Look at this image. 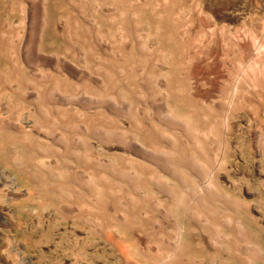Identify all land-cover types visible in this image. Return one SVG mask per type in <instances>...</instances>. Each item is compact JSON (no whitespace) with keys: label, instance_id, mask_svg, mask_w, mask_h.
Returning <instances> with one entry per match:
<instances>
[{"label":"rangeland","instance_id":"374dc122","mask_svg":"<svg viewBox=\"0 0 264 264\" xmlns=\"http://www.w3.org/2000/svg\"><path fill=\"white\" fill-rule=\"evenodd\" d=\"M29 1L0 0V40L3 31H14L15 48L23 59L22 67L15 69L0 53V72L30 91L35 86L32 78L45 86L62 80L72 89L78 87L76 96H82L77 97L80 101L75 96L71 102L52 103L55 116L47 120L12 93L10 88L17 83H4L0 118L19 123L29 116L34 126L22 133L33 137L40 149L20 144L23 150L44 159L49 155V163L74 173L72 182L93 175L102 182L98 175L107 172L122 196L130 194L140 202L127 226L104 236L97 213L83 212L82 219L67 217L72 206L38 194L33 181L17 168L5 167L3 159L0 168L17 177L18 194L26 190L29 194L7 203L8 228L15 230L10 234L22 255L7 257L9 233L0 224V264H151L149 255L155 264H264V0H32L33 5ZM61 18L79 24L84 35L99 29V37H91L93 54L84 55L56 31ZM144 39L147 45L141 43ZM103 68L111 70L114 82ZM75 69L83 75L81 85ZM182 75L189 79L185 102L175 91ZM97 76L108 91H118L119 107L96 106L85 98L84 90L97 87ZM61 109L71 114L64 123L56 118ZM74 112H79L77 117ZM183 118H192L194 126L185 127ZM54 133L69 138L68 152ZM172 145L187 159L176 156L173 161ZM140 148L150 157L158 156L160 164L154 163L156 158L147 159ZM85 150L97 159L85 161L81 155ZM194 155L202 164L195 163ZM105 160L157 174L159 183L150 179L131 186L103 168ZM211 180L216 191L207 186ZM79 190L76 193L85 199L88 190L83 186ZM109 214L105 223H115L116 217ZM179 229H183L181 250ZM160 233L166 238L161 244ZM139 242L145 252L136 255ZM158 246L165 249L158 251ZM177 251L182 253L180 261L174 260Z\"/></svg>","mask_w":264,"mask_h":264},{"label":"bare ground","instance_id":"6f19581e","mask_svg":"<svg viewBox=\"0 0 264 264\" xmlns=\"http://www.w3.org/2000/svg\"><path fill=\"white\" fill-rule=\"evenodd\" d=\"M20 1V0H19ZM29 3L31 5H33L32 0L31 2L29 1ZM39 3V2H38ZM43 3V2H42ZM41 3V5H42ZM16 4V3H15ZM14 4V5H15ZM40 4V3H39ZM13 5V6H14ZM19 5V4H18ZM44 5V3H43ZM42 5V6H43ZM38 7V6H37ZM12 8V7H11ZM20 8V7H19ZM45 8V7H44ZM13 9V8H12ZM15 9V6H14ZM13 9V10H14ZM33 9V8H32ZM16 10V9H15ZM18 10V9H17ZM42 10V9H41ZM34 11V10H33ZM32 11V12H33ZM44 11V10H43ZM47 11V10H46ZM65 11V10H64ZM35 12V11H34ZM33 12V13H34ZM38 12V11H37ZM26 14V13H25ZM48 14V13H47ZM71 14V13H70ZM38 15V14H37ZM35 16V15H34ZM33 16V17H34ZM39 16V15H38ZM43 16V15H42ZM41 16V18H43ZM46 17V16H45ZM48 17V16H47ZM62 17V16H61ZM36 18V16H35ZM38 18V17H37ZM78 18V17H77ZM114 18V17H112ZM75 19V18H74ZM43 20V19H42ZM50 20V19H49ZM36 21V20H35ZM34 21V22H35ZM40 21V19H39ZM51 22V21H50ZM42 23V22H41ZM14 24V23H13ZM36 24V23H35ZM45 24V23H44ZM42 26V25H40ZM44 26V25H43ZM42 26V28H43ZM36 27V25H35ZM41 28V31H42ZM36 29V28H35ZM56 31L63 35L64 37L67 38L68 42L73 45L74 47H77L75 49H79L82 53H84V55H91L94 53V42L93 39L99 37L100 31L98 28L94 27L92 28V32L88 33L87 35H84L82 33V31L80 30L79 24L77 23H70L67 19L63 20L62 18L59 20L58 24L56 23ZM3 39L0 40V53H2L11 63L12 65L15 67V69L18 67H22L23 65V59L19 56L18 52L16 51L15 48V32L11 31V32H5L3 31ZM33 33V32H32ZM41 32H39L40 34ZM130 33V32H129ZM38 34V35H39ZM142 34V33H141ZM34 35V33H33ZM19 36V35H18ZM17 36V37H18ZM141 36V35H140ZM149 36V34H148ZM91 37L93 39H91ZM101 37V36H100ZM144 38V37H142ZM147 39V38H146ZM146 39L143 40V42H141L144 45L146 44ZM121 40V39H120ZM137 40V39H136ZM140 41H142L139 38ZM39 41V40H38ZM42 41V40H41ZM120 42V41H119ZM140 43V46L142 45ZM43 44V43H42ZM32 46V45H31ZM40 46V45H39ZM42 46V45H41ZM148 47V46H147ZM146 48V47H145ZM253 49L255 48V45H252ZM122 53V52H121ZM256 53V52H255ZM29 54V53H28ZM41 59H44V54L42 53H38ZM25 55V54H24ZM131 55V54H130ZM28 56V55H27ZM25 55L24 59L26 60V62H28V58ZM32 57V56H31ZM47 57V55H46ZM45 57V59H46ZM54 57V56H53ZM86 57V56H85ZM158 57V56H157ZM176 57V56H175ZM88 58V57H87ZM179 58V57H178ZM181 58V57H180ZM255 58V56H254ZM159 59V58H158ZM157 59V60H158ZM177 59V58H176ZM32 60V59H31ZM156 60V59H155ZM180 60V59H179ZM61 61V60H60ZM90 61V60H89ZM178 61V60H177ZM30 62V61H29ZM59 62V61H58ZM178 63V62H177ZM180 63V61H179ZM186 63V62H185ZM29 64V63H28ZM182 64V62H181ZM59 66V65H58ZM57 66V67H58ZM106 67V66H105ZM189 67V66H188ZM179 68V67H178ZM185 67L182 66V72L186 73L184 70ZM37 69V67H36ZM105 71V75H108L110 78V82H114L115 81V77L113 76V74H111V70L109 71L108 69L103 68ZM101 71V70H100ZM3 72V73H1ZM0 72V85L4 83H9V84H14L17 83V85L15 86V88H10V90L12 91V93L14 95H17V97L20 99V101L25 102L29 105H33V107L44 117V119L46 118L47 120H52V118H54L52 111H51V104L54 102H59L61 103V101H72V98L76 96V92L75 90L78 89L74 88L72 89L67 83H63L59 80L54 81L53 84L51 85H47L45 86L43 83L41 82H36V81H32L34 88L28 90L26 88H24L21 84L19 85V81L18 79H16L15 77H12L11 75H7V72L1 71ZM46 72V71H45ZM75 74H79V80L80 78L83 77L82 73H80V71L78 69H75L73 71ZM73 72L70 71V73L73 74ZM113 72V71H112ZM181 72V71H180ZM49 73V72H48ZM51 73V72H50ZM49 73V74H50ZM45 73H43L42 75H44ZM99 74V73H98ZM22 75V74H21ZM24 75V74H23ZM46 76V75H45ZM149 76V75H148ZM23 77V76H22ZM180 77V76H179ZM36 78V77H35ZM186 80H185V79ZM38 80V78H36ZM49 79V78H48ZM46 79V80H48ZM51 79V78H50ZM49 79V80H50ZM26 80V79H25ZM28 80V79H27ZM43 80V79H42ZM187 77L185 75H182L181 78H178L177 82L179 83V85L176 87L175 91L177 92H181L182 94V98H183V102H185L184 100L187 99L188 96V92L186 90V86L185 83L187 82ZM39 81V80H38ZM22 82V81H21ZM28 82H30L28 80ZM27 82V83H28ZM51 82V81H50ZM94 82L97 85V87L95 88H91L88 90H84L85 95H88L87 97L85 96V98H88L91 100L92 103L96 104H107V107L110 108H117L119 107V104H117V93L118 91L115 92H110L106 89L105 86V82L104 80H102L100 78V76L95 77L94 78ZM78 85H81V80H80V84L77 83ZM2 85V86H3ZM1 86V87H2ZM0 87V88H1ZM84 87V86H83ZM2 89V88H1ZM87 89V88H86ZM80 94V93H78ZM83 94V93H82ZM80 96H82L80 94ZM80 96H76L75 98ZM85 98L83 97V103L86 102ZM78 99V98H77ZM76 99V100H77ZM75 100V99H74ZM79 100V99H78ZM80 101V100H79ZM90 102V101H89ZM189 103V102H188ZM3 104V102H2ZM18 105V104H17ZM22 104H20L21 107ZM64 105V104H63ZM62 105V106H63ZM66 105V104H65ZM92 105V104H91ZM83 106V105H82ZM94 106V105H93ZM97 106V105H96ZM94 106V107H96ZM103 106V105H101ZM169 106V105H168ZM18 108V107H17ZM22 108V107H21ZM98 108V107H97ZM109 108V109H110ZM123 108V107H122ZM16 109V108H15ZM30 110H32L31 108H29ZM59 110V109H58ZM75 110V109H74ZM37 112V113H38ZM68 112V111H67ZM66 111H63L61 109L60 114L58 117L56 118H61L63 122L64 118H71L69 113H67ZM72 112V111H71ZM77 112V111H75ZM76 117L78 113H75ZM28 113V112H27ZM26 113V114H27ZM36 113V114H37ZM23 116V115H22ZM73 116V115H72ZM26 117V115H25ZM29 117V116H28ZM26 117L24 120L18 122H10V121H3L2 118H0V161L4 159V166H13L15 168L18 169V171H20L21 174L24 175V177L27 180H31L34 183V188L36 190V192L42 196H52L54 198H56L58 200V203L61 205H64V203H66L67 205H69L71 207V212L67 213L66 216L67 217H71L74 219L80 218L82 219L83 217V212H87V213H97V218L101 221H103V225L105 226V229H103L101 231V235L107 236L109 232H116L117 230H119L121 227L127 226L130 222V220L132 219V210L134 209H138L139 206V202L138 199L136 198H132V196L130 194H125L124 196H122L120 189L115 187L113 185L112 179L108 176V174H106L105 172H101L98 177L99 179L103 180L102 182L100 181H96L95 180V176H87L88 180L86 181H82V182H72L71 180H73L75 177L74 173L68 171L66 168H62L59 165H54L53 163H49V161H47L46 159H48V156L46 159H44L42 156L37 155L36 157L32 154H29L28 151H26V149L23 150L21 145H26L29 148L35 149L38 148V150L40 149L39 146L37 145V143L35 142L34 138L31 137L29 134L27 133H22V131L28 130L30 127L34 126L33 124L31 125V121L28 120ZM94 117V116H93ZM4 118V116H3ZM81 118V117H80ZM5 119V118H4ZM172 121H177L176 118H169ZM181 119V118H180ZM184 123L186 124L185 127H192L194 126V121L192 118H183ZM8 120V119H7ZM11 120V119H10ZM67 120V119H65ZM39 122V121H38ZM58 122V121H57ZM48 123V122H47ZM55 123V122H54ZM51 123V124H54ZM64 123V122H63ZM75 123V122H74ZM41 124V123H40ZM71 124V123H70ZM38 125V123H37ZM36 125V126H37ZM42 125V124H41ZM44 125V124H43ZM42 125V126H43ZM65 125V124H63ZM226 125V124H225ZM53 126V125H52ZM66 126H68L66 124ZM73 126V125H72ZM79 126V125H78ZM96 126V125H95ZM39 127V126H38ZM46 127V126H45ZM82 127V126H81ZM11 128L12 130H15L17 132H19V134L14 135L12 133H9L6 129ZM49 128V127H48ZM52 128V127H51ZM213 128V127H212ZM41 129V128H40ZM72 129V128H71ZM97 130V128H95ZM47 130V129H46ZM91 130V129H90ZM104 130V129H102ZM99 131V130H98ZM106 131V130H104ZM103 131V132H104ZM50 132V131H49ZM59 132V131H58ZM107 133H109L108 131H106ZM111 132V131H110ZM90 133H93L90 131ZM118 132H116L117 134ZM127 132H125L126 134ZM41 134V133H40ZM112 134V133H111ZM110 134V135H111ZM169 134V133H168ZM47 135V133H46ZM107 137V134H105ZM54 137H56L55 139L62 142V145L65 148V151H69L70 150V143L68 142L69 138L64 137V135L62 134H58V133H54L53 135ZM51 136V138L53 137ZM66 136V135H65ZM104 136V135H103ZM114 136V135H113ZM113 136L111 138V143ZM123 136V135H121ZM119 135V138L121 137ZM126 136V135H125ZM79 137V136H78ZM106 137L105 140H106ZM117 136H115L116 138ZM176 137V136H175ZM81 138V137H79ZM78 138V139H79ZM118 138V139H119ZM129 138V137H128ZM40 139V138H39ZM54 139V138H52ZM77 139V140H78ZM86 139V138H85ZM122 139V137H121ZM125 139V138H124ZM114 140V139H113ZM45 141V140H44ZM70 141V140H69ZM81 140L77 141L80 142ZM83 141V140H82ZM81 141V142H82ZM88 141V140H87ZM124 141V140H123ZM118 141L119 143H123ZM126 141V140H125ZM170 141V140H169ZM185 141V140H184ZM39 142V141H38ZM91 142V141H90ZM104 142V141H103ZM110 142V140H109ZM83 143V142H82ZM21 144V145H20ZM76 144H80V143H76ZM85 144V143H84ZM114 144V143H113ZM125 144V143H124ZM127 144V143H126ZM88 145V144H87ZM91 145V143H90ZM115 145V144H114ZM21 146V148H20ZM86 146V145H85ZM84 146V147H85ZM123 146V145H122ZM75 147V145H74ZM90 147V146H88ZM44 149V148H43ZM160 147L157 146V151H160ZM76 149L73 150V153L75 154H79V151H75ZM101 150V149H100ZM105 150V149H102ZM131 150V149H130ZM141 152L143 151L144 156L146 155L147 159H149L151 162H153V160L151 158H156L155 159V164H160V159L158 156L156 157H150L147 155V152L144 148L141 149ZM30 151V150H29ZM41 151V150H40ZM110 151V150H109ZM72 152V151H71ZM83 152V151H82ZM107 152V151H106ZM153 152V151H151ZM157 152V153H158ZM45 153V152H44ZM92 153V152H91ZM103 153V152H101ZM155 153V152H154ZM169 153H170V157L173 160L176 156H180L183 157V159H187L186 156H181V152L179 149L176 148V146L172 145L170 146L169 149ZM206 153V152H205ZM35 154V153H34ZM70 154V153H69ZM152 154V153H151ZM83 158L85 161H87L88 163H92L95 159L92 157V155L90 154V152H88L87 150H85L83 152ZM105 155V154H104ZM103 155V156H104ZM155 155V154H153ZM157 155V154H156ZM187 155V154H186ZM205 155V154H204ZM34 156V157H33ZM46 156V155H45ZM100 156V155H99ZM143 156V155H142ZM50 157V156H49ZM150 157V158H149ZM158 157V158H157ZM179 157V158H180ZM193 157H195V163H201L200 157L194 155ZM51 158V157H50ZM52 159V158H51ZM99 159V158H98ZM193 158H191L192 160ZM93 160V161H92ZM190 160V159H189ZM52 162H54L53 160H51ZM130 161V160H129ZM174 161V160H173ZM99 162V161H97ZM192 162V161H191ZM193 163V162H192ZM101 164V163H100ZM104 164L103 168L106 166L107 168L111 169L112 172V176L116 177V178H120V179H126L130 184H132L131 186H136V185H141L144 184L146 181L152 179L158 182L159 180V176H157V174L154 173H148V172H143L142 170H140L139 168L135 167L134 165L127 163L126 166H121L119 164H116L115 162L108 160V161H104L102 162V165ZM123 164V163H122ZM62 165V162H61ZM89 165V164H88ZM101 165V166H102ZM196 165V164H194ZM199 166V165H198ZM201 166V165H200ZM199 166V168H200ZM205 166V165H204ZM203 166V167H204ZM0 168V224H2V227L5 228L3 230V232L9 233V235H6L8 241H7V252L6 255L7 257H19L22 255V251L21 249L18 247V245L15 242V238L13 235H11L10 233H15L14 229H10L8 228V226H10L9 221L7 219L6 215V206L7 203H15L16 200H21L24 199V197L29 194V191H25L24 194H18V186L19 183L17 182V177L13 174H6V168ZM106 168V170H107ZM202 169V168H201ZM206 170V169H204ZM215 170V169H214ZM208 171V170H207ZM90 172V171H89ZM92 173V172H91ZM200 173V172H199ZM203 173V172H202ZM205 174V173H204ZM206 176V175H205ZM74 177V178H73ZM73 178V179H72ZM182 178V177H181ZM184 178V177H183ZM185 179V178H184ZM48 181V182H47ZM159 183V182H158ZM206 183V182H205ZM83 186V188H86L88 190V194H86V198L83 199L82 198V193L77 194L76 191H79V188ZM206 186V185H205ZM207 186H209V188L211 187V189H214L216 191V184L211 180L208 182ZM139 188V187H138ZM82 189V188H81ZM208 191V189H206ZM221 191V190H219ZM211 192V190H210ZM31 193V192H30ZM70 203V204H68ZM155 203V202H154ZM9 206V204H8ZM66 206V205H65ZM64 206V207H65ZM63 207V208H64ZM65 210V209H64ZM66 210H68L66 208ZM139 211V210H138ZM63 212V211H62ZM112 213L114 214V216L116 217L115 223L110 224V222L105 223L106 221H108L107 218V214ZM142 213V212H141ZM110 215V214H109ZM135 215V214H134ZM137 215V213H136ZM94 216V215H93ZM106 219V220H105ZM175 220V219H174ZM208 221V220H207ZM231 221V219L229 220ZM78 222V221H77ZM209 223V222H208ZM77 224V223H76ZM82 224V226H85L86 223L84 222V220H80V223ZM134 225V224H132ZM135 226V225H134ZM90 227V233L93 235V230ZM16 229V228H15ZM183 231V229H179L178 235L180 236L178 240L179 245L181 244V248L180 250L184 247V241H183V237L181 232ZM86 231V229H85ZM162 233V232H161ZM159 234V240L158 242L161 244L163 243V240L166 239L164 237V234ZM175 233V232H174ZM98 234V233H97ZM99 235V234H98ZM109 236V235H108ZM219 237V236H218ZM178 238V237H177ZM216 238V237H215ZM117 239V238H116ZM119 239V238H118ZM244 239V238H243ZM165 241V240H164ZM245 242H248L247 237H245L244 239ZM217 242V241H216ZM140 244H137L135 247L137 248V250H135V254L138 255L139 252H145L144 251V247H143V243L139 242ZM158 244V243H156ZM177 244V243H176ZM178 245V244H177ZM176 245V246H177ZM165 246V245H164ZM162 247V246H161ZM161 247H157L158 251L162 250L163 248ZM135 248V249H136ZM168 248V247H167ZM177 248V247H176ZM165 249V248H164ZM163 249V250H164ZM162 250V251H163ZM166 251V250H165ZM179 251V250H178ZM176 252L174 255V260L180 261V258L182 257V253L180 252ZM164 253V252H163ZM166 254H168V252H166ZM172 254V253H171ZM163 255V254H162ZM150 257V263L151 264H155V257L149 255ZM160 256V255H159ZM170 257V256H168ZM20 258V257H19ZM122 261V260H121ZM124 263V262H123ZM126 264V262L124 263ZM129 264V263H127ZM131 264V263H130ZM187 264V263H186Z\"/></svg>","mask_w":264,"mask_h":264}]
</instances>
